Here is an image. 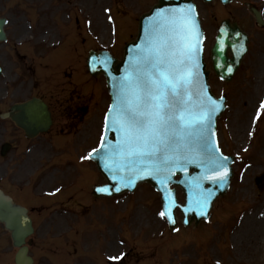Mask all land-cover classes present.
<instances>
[{
  "label": "rangeland",
  "instance_id": "374dc122",
  "mask_svg": "<svg viewBox=\"0 0 264 264\" xmlns=\"http://www.w3.org/2000/svg\"><path fill=\"white\" fill-rule=\"evenodd\" d=\"M153 1L0 0V16L9 17L7 43L0 45L4 67L0 109L34 94L48 100L55 117L48 133L37 141V150L43 141H53L52 157L37 151L36 166L44 174L37 178L32 194L26 188L19 191L22 184L0 179V189L29 207L32 198L37 208L31 213L35 232L28 249L33 264H264V188L259 192L254 185V178L264 172V109L254 122L264 101V29L253 24L249 12H245L244 28L251 41L238 72L229 83L209 74L212 92L227 99L217 124L219 147L236 161L230 188L213 205L208 222L180 225L172 234L159 215V197L148 185L108 199L90 195L93 185L104 182L87 154L101 134L109 97L104 78L87 74L85 59L89 50L100 49L120 59L124 44L136 35L137 19ZM248 1L257 9L264 6V0ZM195 3L204 31L205 65L210 70L209 53L224 14L217 2ZM53 16L56 27L53 21L50 24ZM35 39L46 46L52 43L53 48L60 42L63 48L52 56L48 54L52 47H38L41 58L32 62ZM29 62L36 79L31 70L26 71ZM62 97L71 99L69 107L78 99L80 120L66 122L58 104ZM10 128H0V144L15 138ZM65 129V137H59ZM66 162L64 170L61 166ZM60 188L63 193L57 200L45 196ZM47 204L57 208L48 209ZM9 239L0 228V264H13L16 249Z\"/></svg>",
  "mask_w": 264,
  "mask_h": 264
},
{
  "label": "snow or ice",
  "instance_id": "6c2138e0",
  "mask_svg": "<svg viewBox=\"0 0 264 264\" xmlns=\"http://www.w3.org/2000/svg\"><path fill=\"white\" fill-rule=\"evenodd\" d=\"M199 36L191 6L157 12L144 46L138 49L127 75L119 81L115 102L110 106L111 120L113 130L122 134L117 149L130 168L147 164L148 175L160 174L171 165L182 167L180 161L187 159L186 153L200 151L207 153L212 167L223 169L210 177L212 182L227 179L228 157L214 156L205 135L220 109L211 96L194 91L199 79ZM260 108L264 109V101ZM103 146L101 136L100 147ZM98 151L92 149L89 158ZM159 215L174 223L167 210Z\"/></svg>",
  "mask_w": 264,
  "mask_h": 264
},
{
  "label": "water",
  "instance_id": "95a60500",
  "mask_svg": "<svg viewBox=\"0 0 264 264\" xmlns=\"http://www.w3.org/2000/svg\"><path fill=\"white\" fill-rule=\"evenodd\" d=\"M209 2L211 0H203ZM230 0H220V2L227 3ZM192 0H158V3L151 9V11L139 19L138 34L134 42L126 44L124 48V55L121 61L112 59L107 52L90 53L87 60V67L90 74L97 77L99 74L104 76L106 80V87L110 96V104L104 117V146L100 147L101 142L97 149L98 152L93 153L90 159L96 163L98 170L105 177L107 183L104 186L96 187L93 190L95 196H113L122 194V192H132L136 186L142 182H146L157 190L161 195L162 209L167 210L172 219L174 218V210L178 209L182 214L183 225H189L193 221L198 224L201 220H206L209 216V209H211L212 203L217 197H222L229 186V180L232 176L230 165L232 158L228 157L227 170L228 177L223 182L217 180L213 183L210 177L217 176L223 169H217L212 167L208 160L207 153L197 151L195 153H186L187 159L181 160L182 167L171 165L166 171L160 174L153 173L148 175L147 169L149 165H137L136 169L130 168L128 163L121 157L117 145L122 139V134L113 130L111 117L113 112L110 111L116 99V93L118 91L119 81L127 75L129 65L135 60L137 51L140 47H143L147 37L148 29L151 22L157 12L161 10L181 8L187 9L191 6L194 9L195 19L199 28V52L197 55V67L196 71L199 73L198 84L194 88V91L200 92L202 95L211 96L219 107V111L216 112L212 118L211 126L208 132L205 134L209 146L212 149V154L216 157H224L220 151H216L217 141L215 135V123L216 119L221 114L224 108V98L216 99L211 94L209 86L207 85V79L209 71L205 70L202 57V42L203 34L200 27V22L197 16L195 6L191 3ZM0 20V40L4 37L2 32V23ZM247 36L240 32L235 25H230L228 22H223L217 32V36L214 45L211 49V63L212 69L215 75L224 81H230L233 77V73L239 67L247 51ZM228 53L231 57H228ZM231 69V71H229ZM222 99V102H221ZM26 109L34 115L36 110V131H44L49 124V115L44 104L34 100L30 104L26 105ZM106 116L109 118L106 121ZM107 123L108 128L105 129ZM189 160L194 162H189ZM138 169V170H137ZM178 176V179L174 178ZM167 177V179H165ZM163 181V182H162ZM199 181V182H197ZM262 179L258 180V186L260 187ZM125 184L128 186L125 187ZM170 186H177L181 188L184 196V203L180 205L175 201V191L170 189ZM107 189V191H101L99 189ZM119 188V191L116 189ZM0 223H2L6 230L11 234L12 244L18 250L13 260L15 264H31L32 260L27 256V247L25 246V239L32 233L31 223L27 217L26 210L16 206L12 203L8 197L0 192ZM169 229L174 231L176 229V222L170 223Z\"/></svg>",
  "mask_w": 264,
  "mask_h": 264
},
{
  "label": "flooded vegetation",
  "instance_id": "af4514ba",
  "mask_svg": "<svg viewBox=\"0 0 264 264\" xmlns=\"http://www.w3.org/2000/svg\"><path fill=\"white\" fill-rule=\"evenodd\" d=\"M251 1L248 0H234L231 4L225 7L226 12V18H230L231 21L236 22L240 28H242L245 31V21L246 19V11L245 9H251ZM260 11V15L264 21V6L261 9H257ZM249 12V11H247ZM250 14V12H249ZM251 21H253V24L260 28L264 29V24L262 26H257L254 16L250 14ZM250 21V19H249ZM250 21V22H251ZM248 23V22H247ZM247 34L249 32L245 31ZM33 64L30 66V70L33 76H35L36 70H33ZM34 88V86H32ZM29 93V92H28ZM31 93V92H30ZM29 93V94H30ZM32 96H29L30 98ZM27 98V99H28ZM26 100V99H25ZM21 101V100H20ZM74 101V100H73ZM11 104L8 108L1 110L0 109V115L1 113H5L9 110ZM69 113V114H68ZM63 112V115L66 119V122L68 123V120L71 116L72 121L76 119H80V107L77 102L72 103V107L69 112ZM51 114V113H50ZM76 114L77 117H74ZM52 119H53V114ZM9 124V125H8ZM71 124V123H70ZM8 126H12L13 128H10V130L15 131V138L11 140H7L4 143L10 144V150L5 155V157L0 158V179L10 181L12 183L16 184H22L23 187L19 191H25V188L29 189H36L35 186L37 185V177L36 171H37V158L35 155H37V151L42 152L43 154H47L48 151L46 149L37 150V140H29L22 133L20 129H18L14 124L11 122L10 119H4L0 116V128L3 130H7ZM66 130V129H65ZM64 131V130H63ZM62 131V132H63ZM10 169V172L8 170ZM26 175V176H24Z\"/></svg>",
  "mask_w": 264,
  "mask_h": 264
}]
</instances>
